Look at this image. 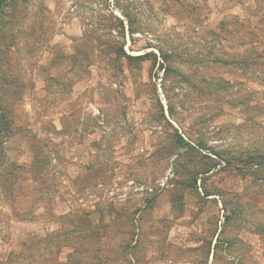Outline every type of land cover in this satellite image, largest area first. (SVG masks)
I'll return each mask as SVG.
<instances>
[{
    "label": "rangeland",
    "instance_id": "374dc122",
    "mask_svg": "<svg viewBox=\"0 0 264 264\" xmlns=\"http://www.w3.org/2000/svg\"><path fill=\"white\" fill-rule=\"evenodd\" d=\"M230 1L0 15V264H264V0Z\"/></svg>",
    "mask_w": 264,
    "mask_h": 264
},
{
    "label": "trees",
    "instance_id": "16d2710c",
    "mask_svg": "<svg viewBox=\"0 0 264 264\" xmlns=\"http://www.w3.org/2000/svg\"><path fill=\"white\" fill-rule=\"evenodd\" d=\"M15 0H0V15L8 12L11 13L12 5ZM3 22L2 19H0ZM1 51V49H0ZM18 84L17 76L13 75L6 70L0 69V133H3L1 123L5 117V112L8 111L7 107L3 103V97H7L10 93V89H15ZM7 122L2 123L3 127L6 126ZM5 131V130H4ZM1 139V135H0Z\"/></svg>",
    "mask_w": 264,
    "mask_h": 264
},
{
    "label": "crops",
    "instance_id": "0c3cea01",
    "mask_svg": "<svg viewBox=\"0 0 264 264\" xmlns=\"http://www.w3.org/2000/svg\"><path fill=\"white\" fill-rule=\"evenodd\" d=\"M230 3H234V2H231L230 0H226ZM235 4L240 8V9H243L247 6L245 0H239V1H235ZM212 10V9H211Z\"/></svg>",
    "mask_w": 264,
    "mask_h": 264
},
{
    "label": "built area",
    "instance_id": "2783aa9c",
    "mask_svg": "<svg viewBox=\"0 0 264 264\" xmlns=\"http://www.w3.org/2000/svg\"><path fill=\"white\" fill-rule=\"evenodd\" d=\"M151 189H149L150 191ZM135 191H144V189L142 187H135Z\"/></svg>",
    "mask_w": 264,
    "mask_h": 264
}]
</instances>
